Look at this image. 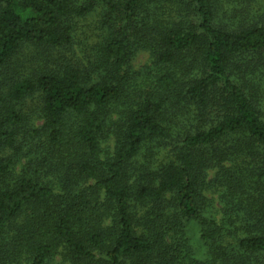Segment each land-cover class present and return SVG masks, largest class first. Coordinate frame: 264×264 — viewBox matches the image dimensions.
Masks as SVG:
<instances>
[{
  "label": "trees",
  "instance_id": "1",
  "mask_svg": "<svg viewBox=\"0 0 264 264\" xmlns=\"http://www.w3.org/2000/svg\"><path fill=\"white\" fill-rule=\"evenodd\" d=\"M0 264H264V0H0Z\"/></svg>",
  "mask_w": 264,
  "mask_h": 264
},
{
  "label": "rangeland",
  "instance_id": "2",
  "mask_svg": "<svg viewBox=\"0 0 264 264\" xmlns=\"http://www.w3.org/2000/svg\"><path fill=\"white\" fill-rule=\"evenodd\" d=\"M149 63V56L146 52H139L131 61L130 68L134 71L141 69ZM209 198H212V195H208ZM188 237L192 245V249L195 252V255L200 258L203 254V248L199 240L198 228L195 224H192L188 227Z\"/></svg>",
  "mask_w": 264,
  "mask_h": 264
}]
</instances>
